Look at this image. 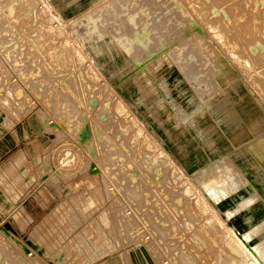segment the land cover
Listing matches in <instances>:
<instances>
[{"label":"rangeland","instance_id":"1","mask_svg":"<svg viewBox=\"0 0 264 264\" xmlns=\"http://www.w3.org/2000/svg\"><path fill=\"white\" fill-rule=\"evenodd\" d=\"M103 1L0 0V144H9L0 151V264H244L205 227L209 215L187 213L200 228L188 237L187 222L180 235L150 211L149 200L141 203L149 196L144 188L137 198L120 193L113 157L118 145L144 167L143 182L152 180L143 163L152 145L133 138L140 129L171 158V169L161 167L173 187L191 182L201 193L207 183L222 184L225 196L207 202L225 227L242 233L264 217V0H152L140 19L154 11L161 20L155 30L177 32L165 41L153 32L141 54L119 44L116 23L105 24L112 28L103 26L110 32L101 36L89 27L83 15ZM53 27L60 33L54 37ZM57 118L65 130L48 127ZM131 118L135 125L125 128ZM25 120L29 128L8 141ZM85 125L105 142L91 135V143H80ZM40 137V164L28 151L16 153ZM89 145L96 175L88 173ZM115 172L116 186L108 178Z\"/></svg>","mask_w":264,"mask_h":264},{"label":"bare ground","instance_id":"2","mask_svg":"<svg viewBox=\"0 0 264 264\" xmlns=\"http://www.w3.org/2000/svg\"><path fill=\"white\" fill-rule=\"evenodd\" d=\"M158 1V0H157ZM166 1V0H165ZM154 2V1H153ZM160 2V1H159ZM170 2V0L168 1V3ZM165 3V2H164ZM136 4V5H135ZM138 4V6H137ZM150 4H152V0H104L103 2H101L97 7H95L94 9H91L90 11L86 12L85 15V20L87 21V23L89 24V27H91V29L94 32H97L96 34L100 35V32L106 35L105 31L108 32V28L111 26H107L108 28L103 29L105 26V24L108 23H112L114 22V24L116 23V26L118 25V29L116 28V32H114L112 29V31L114 32V34H118L116 35L117 37V41H119V44L124 46L126 49L130 50L132 53L134 54H138L140 53V51L142 49H145L146 47H148L151 43V38L152 37V33L156 32L154 34H158L155 35L158 38H160L161 40L165 41V39L167 37H169V40H171L175 34H176V29L175 28H158L157 30L154 29V26H156L157 22H160V19H154L153 20V15H154V11H153V15L151 14L152 20H150L151 17H149V12L146 13L145 10V15L147 17L144 18L143 14L142 17L145 19V22L143 20H141V12L143 9V6H145L146 8L150 6ZM162 4V7L166 4L163 5V2L159 3ZM170 4V3H169ZM173 4V3H172ZM172 4L170 6H172ZM177 4V2H176ZM135 5V6H132ZM156 4H154L155 6ZM158 5V4H157ZM153 6V5H152ZM159 6V5H158ZM174 6V4H173ZM182 6V5H181ZM161 7V8H162ZM142 8V9H141ZM145 8V9H146ZM168 8V7H167ZM176 8V7H175ZM47 9V7L45 8ZM139 9V10H138ZM141 9V10H140ZM150 8H147V11H149ZM172 7L169 9L172 11ZM152 10V9H151ZM159 10V9H158ZM164 10V9H163ZM181 10V9H180ZM48 11V10H47ZM165 11V10H164ZM170 11V13H171ZM143 12V11H142ZM152 12V11H151ZM161 12V11H159ZM180 12V11H178ZM182 12V11H181ZM214 12V11H213ZM52 13V11L50 12ZM190 13V12H189ZM164 14V13H162ZM184 14V13H182ZM215 14V13H214ZM54 15V14H53ZM56 15V14H55ZM157 10H156V16H157ZM161 15V14H159ZM190 15V14H189ZM57 16V15H56ZM55 16V17H56ZM164 16V15H163ZM167 16V15H166ZM183 19H184V15H182ZM162 17V15H161ZM186 17V15H185ZM58 18V17H57ZM141 18V19H140ZM60 19V18H59ZM58 19V20H59ZM150 22H149V20ZM163 19V18H162ZM166 19V18H165ZM56 20V19H55ZM169 24H171L173 22H170L171 20H168ZM43 22V21H42ZM167 22V21H166ZM195 22V20L193 21ZM86 23V24H87ZM164 23V22H163ZM43 24V23H42ZM41 24V25H42ZM159 24V23H158ZM186 24V23H185ZM99 25H102L100 28ZM113 25V23H112ZM197 25V24H196ZM212 25V24H211ZM60 26V25H59ZM105 26V27H106ZM153 28L154 30H151L150 27ZM161 26V25H160ZM163 26H165V24H163ZM167 26V25H166ZM46 27V26H45ZM83 27V26H82ZM88 27V28H89ZM173 27V26H172ZM187 27V26H186ZM63 28V27H62ZM112 28V27H110ZM179 28V27H178ZM210 30H213V27H209ZM220 28V27H218ZM53 27V31L50 32L49 35H51L52 37H54L55 35H59V30ZM201 29V28H200ZM110 30V29H109ZM198 30V29H197ZM220 30V29H219ZM43 31V30H42ZM89 31V29H88ZM110 32V31H109ZM108 32V33H109ZM222 32V31H221ZM224 32V31H223ZM89 33V32H88ZM200 33V31H199ZM225 33V32H224ZM111 34V33H110ZM111 34V35H114ZM166 34V37H165ZM214 34H218V32H214ZM108 35V34H107ZM218 35H221V33L219 32ZM101 36V35H100ZM177 36V35H176ZM193 36V35H192ZM83 37V35H82ZM115 37V35H114ZM165 37V38H164ZM194 38V37H193ZM53 39V38H52ZM196 39V38H195ZM218 39V38H216ZM221 39V38H220ZM225 39V37H224ZM158 40V39H157ZM174 40V39H173ZM198 40V39H197ZM225 42V41H224ZM163 43V42H162ZM223 43V42H222ZM61 44L63 45V47L65 48L66 45H69V42L67 39L64 38V40H62ZM112 43H110L111 45ZM191 45V44H190ZM166 46V45H165ZM259 46V45H257ZM158 47V46H157ZM155 48V47H153ZM152 48V49H153ZM255 48H252V52H255ZM63 49V48H62ZM118 49V48H117ZM187 49V48H186ZM195 49V48H194ZM150 51V50H149ZM250 51V50H249ZM143 52V51H142ZM251 52V53H252ZM253 52V53H254ZM257 52V51H256ZM76 56L78 59L81 58L80 53L76 52ZM130 53V52H129ZM131 54V53H130ZM133 54V56H134ZM141 54V53H140ZM132 56V55H131ZM139 56V55H138ZM136 57V55H135ZM134 57V59H135ZM141 57V56H140ZM148 57V56H147ZM232 57V56H230ZM58 59L61 58L60 57H56ZM63 59V58H62ZM233 59V58H232ZM140 61V60H139ZM148 62V61H147ZM1 63V62H0ZM3 63V60H2ZM138 69V68H137ZM95 77V76H94ZM97 77V76H96ZM1 80V79H0ZM99 81V80H98ZM96 82V80H95ZM87 104H88V100H87ZM86 104V105H87ZM89 105L92 107H96L97 106V102L90 100L89 101ZM117 110V109H116ZM61 116V115H60ZM59 119V118H57ZM63 119V118H62ZM133 119V118H131ZM87 119H85V117L83 118L82 122L86 121ZM59 121V123L57 124V122ZM61 119L57 120V122H51L48 123V127L49 128H58V129H66L65 125L61 124ZM18 122V121H17ZM87 122V121H86ZM85 122V123H86ZM15 122H10L8 124L9 128L11 129L14 126ZM66 123V122H65ZM69 124V122H68ZM67 124V126H68ZM76 124V123H75ZM74 124V126H75ZM83 124V123H82ZM81 124V125H82ZM92 125V124H90ZM126 127L125 128H130L132 125H135V120H130V122L125 124ZM73 126V127H74ZM45 127V126H44ZM76 128V127H75ZM9 129V130H10ZM72 129V126H71ZM79 131L77 133V139L80 143H91V141L93 140L94 143L100 142V144L102 142H105L103 140H105L104 137L100 136V133L96 130L95 127L91 126V128L87 125H85L84 127H78ZM76 130V129H75ZM70 130H68L69 132ZM77 131V130H76ZM1 133V132H0ZM66 135V134H65ZM91 135H93L92 140ZM143 137V139L146 140V144L148 145H152V151L151 154H147V156L144 158L143 163L146 165V170L148 169H152V176L151 179L149 181V183H144L143 179L145 176V172H143V168H141L140 166H137V164H135L133 161H131L133 158H131V160L125 155V153L123 152V149L121 147H119L117 145L116 150L114 151L115 153V157H113V159L115 158L116 162H117V170L119 172V175H121V179L119 180L118 184H117V189L120 191V193H123L124 196H126L127 194H129V196H134L135 198L139 197V191H141L143 188L145 190H147V194H149V196H144V198L142 199L141 203H144V201L149 200V209L150 211L153 210L152 212L154 213L155 211V216L158 213L157 210L159 211V215L161 212V217H159V219L163 221L162 224H167L169 226L170 229H174V232H176V228L178 229V232L182 231L179 229L180 225H184L187 222V235L188 237L192 236L190 235V233L196 228V229H200L198 228L197 224H194V222L192 221H188L187 220V213L189 211H193L194 213L197 211L199 213H204L207 214L208 217H206V224L205 227L210 229V231L212 230V236H213V231L219 236L220 239H222L223 241H225L226 246L230 249V251L232 252V254H234L236 257H238L239 259V263L241 261V263L244 264H264V234H261V232L264 229V217L260 219V221L250 227L249 229L245 230L242 233H237L235 232L232 228H227L223 225V221H221L213 212V210H211L212 208H210L211 206L208 204L207 199L216 202L219 201L220 198L225 196V192L223 191V186H221L222 184L220 183H207L203 186V188L201 189V193L198 192L196 190V188L194 186H192V184L190 183H186L185 181H180V184L182 186V188H177V185L179 186V184H176V188L173 187V185H171L168 180H165V176H164V168L162 167H166V165L168 166V168L170 167L171 169V162L168 160L169 158L168 155L166 157V153H164L161 149H159L158 147H156L155 145H153L152 141L149 139V136H147L144 132H142L140 129H137L133 138L137 139L138 137ZM71 138V136H70ZM127 138V137H125ZM116 141V140H115ZM74 142V141H73ZM136 142V141H135ZM75 143V142H74ZM134 143V142H133ZM98 144V143H97ZM105 145V143H104ZM133 147V145H132ZM151 147V146H150ZM147 148V146H146ZM149 148V147H148ZM133 149V148H132ZM131 149V150H132ZM144 150V149H143ZM107 151V150H106ZM128 151V150H127ZM126 151V154H127ZM134 151V149H133ZM132 151V153H133ZM87 152L90 154V159L88 162V173L90 175H96L98 174V170H97V156H96V150L93 146H88L87 148ZM144 152V151H143ZM136 153V152H135ZM133 153V154H135ZM148 153V152H147ZM106 154V153H105ZM131 154V152H130ZM132 154V155H133ZM21 155V154H20ZM113 155V154H112ZM141 155V154H140ZM134 156V155H133ZM132 157V156H131ZM135 158V157H134ZM141 158V157H140ZM143 158V156H142ZM171 159V158H170ZM139 161V160H138ZM141 162V160H140ZM169 163V164H168ZM174 164V163H173ZM140 165V164H139ZM176 165V164H174ZM162 166V167H161ZM178 167V166H176ZM180 169V168H179ZM168 170V169H167ZM23 171V169H20L19 172ZM181 171V170H180ZM168 172H173V171H169ZM104 174V173H103ZM117 172L112 173L111 176L109 175V179L112 180L113 184L116 186L117 183ZM171 175V174H170ZM175 176H173V178L175 179ZM180 177V176H179ZM224 177V176H223ZM172 178V179H173ZM178 178V176H177ZM188 178V177H187ZM169 179V178H168ZM184 179V178H183ZM170 180V179H169ZM171 181V180H170ZM24 182H27V179L25 178ZM243 182V181H242ZM121 184V185H120ZM227 184V183H226ZM120 185V187H119ZM136 185L138 186V189H136ZM198 187V186H197ZM140 189V190H139ZM256 190V189H255ZM261 190V189H260ZM69 188H65L63 190V195L66 196L69 194ZM200 191V190H199ZM258 191V190H257ZM113 192V191H112ZM262 192V191H261ZM110 194V192H109ZM143 194L140 196L142 197ZM169 197L170 201L172 204H167V199H165V197ZM261 197V196H260ZM112 199V197H111ZM93 201V200H92ZM252 199L246 200L244 202L245 205H250ZM116 203V201H115ZM114 203V204H115ZM110 208L111 205H109ZM116 207V206H115ZM155 210V211H154ZM114 212V210H113ZM151 212H149L150 214ZM127 214V213H126ZM125 214V215H126ZM128 215V214H127ZM189 215V214H188ZM153 216V214H152ZM221 216H223L221 214ZM220 216V217H221ZM115 217V216H114ZM123 217V216H122ZM115 217V221H116ZM158 218V217H156ZM191 218V217H190ZM203 218V217H202ZM108 219V218H107ZM114 219V218H113ZM120 219H121V215H120ZM153 219V217H152ZM150 219V220H152ZM205 219V218H204ZM133 220V219H132ZM200 220V219H199ZM223 220V219H222ZM149 221V218H148ZM125 222V221H124ZM154 222V221H153ZM153 222H151L153 224ZM197 222V221H196ZM128 223V220H127ZM201 223V222H200ZM203 223V222H202ZM125 224V223H124ZM155 224V223H154ZM161 224V223H160ZM159 225V223L157 224V226ZM117 226V225H116ZM126 226V225H125ZM202 226V225H201ZM122 227V225H121ZM151 227V225H150ZM159 228V227H158ZM166 228V227H165ZM130 229V228H129ZM139 228H137L136 230H138ZM169 229V230H170ZM124 230V229H123ZM162 230V229H161ZM180 230V231H179ZM125 232V231H124ZM163 232V230H162ZM167 232V231H166ZM177 232V233H178ZM183 232V231H182ZM8 233V232H7ZM139 233V232H138ZM189 233V234H188ZM88 234V233H87ZM173 234L170 233L168 234L169 236ZM179 234V233H178ZM177 234V235H178ZM9 235V234H8ZM100 235V234H99ZM164 235V234H163ZM174 235V234H173ZM181 235V232H180ZM190 235V236H189ZM14 236V235H13ZM157 236V234L155 235ZM176 236V235H175ZM198 236H200L198 234ZM215 236V235H214ZM174 237V236H173ZM185 237H187L185 235ZM201 237V236H200ZM207 237V236H206ZM198 238V237H197ZM213 238V237H212ZM211 238V239H212ZM11 239V237H10ZM108 239V238H107ZM105 238V240H107ZM157 239V238H156ZM187 240V238H185ZM202 239V237H201ZM131 240V239H130ZM134 240V239H133ZM137 240V239H136ZM185 240V242H186ZM193 240V239H192ZM195 240V239H194ZM197 240V239H196ZM104 241V239H103ZM178 241V240H177ZM190 241V239H189ZM204 241V240H203ZM210 241V240H209ZM216 241V240H215ZM105 242V241H104ZM184 242V241H183ZM182 242V243H183ZM191 242V241H190ZM199 242V241H198ZM211 242V241H210ZM180 243V242H179ZM166 245V244H165ZM181 244H179L178 246L180 247ZM156 246V245H155ZM188 246V245H186ZM185 243H184V248L186 247ZM26 247V246H25ZM147 247V246H146ZM150 246H148L147 248H149ZM189 247V246H188ZM187 248V247H186ZM185 248V249H186ZM19 249V248H18ZM23 251V250H22ZM31 251V250H30ZM156 251V250H155ZM189 251V249H188ZM229 251V252H230ZM20 252V250H19ZM158 252V251H157ZM185 252H187L185 250ZM27 253V252H26ZM194 253V252H192ZM21 255V253H20ZM181 255V254H180ZM19 256V255H18ZM29 257V255H27ZM184 256V255H183ZM17 258V257H16ZM27 259V258H26ZM32 258H30L31 261ZM18 260V259H16ZM24 260V259H23ZM33 260V259H32ZM185 260V259H184ZM25 261V260H24ZM171 261V260H170ZM191 261V260H190ZM232 261V260H231ZM21 262V261H20ZM26 262H29V259L26 260ZM35 262V261H34ZM33 262V264H34ZM37 262V261H36ZM235 262V261H234ZM25 263V262H23ZM38 263V262H37ZM21 264V263H20ZM234 264V263H233Z\"/></svg>","mask_w":264,"mask_h":264},{"label":"crops","instance_id":"3","mask_svg":"<svg viewBox=\"0 0 264 264\" xmlns=\"http://www.w3.org/2000/svg\"><path fill=\"white\" fill-rule=\"evenodd\" d=\"M25 121H23L22 123L20 124H17L15 125V128L14 130H12L10 133L6 134L7 136V140L9 141V139H14L15 140V137L17 138V136L19 135V132L20 130H22L23 128L25 129H28L30 124H26ZM38 139V137H37ZM3 143L0 144V147L2 148V150H0L2 153L4 152L5 149H8L9 148V144L8 142L6 141V138L2 140ZM6 142V143H4ZM41 142H43V139L42 137H40V140L39 141H35L33 142V146L32 147H29V148H26L28 147L29 145H24L25 148H22V149H19L18 152L16 153H21L23 154L24 150L28 153H29V156L31 157V160L34 162V163H41L42 162V154H41V149H43L42 147V144ZM14 146V145H13ZM25 153V152H24ZM24 155V154H23ZM0 259H1V254H0ZM4 264H9V263H4Z\"/></svg>","mask_w":264,"mask_h":264}]
</instances>
